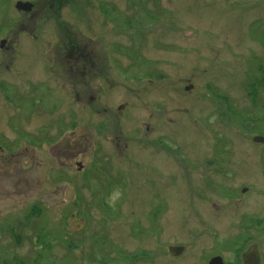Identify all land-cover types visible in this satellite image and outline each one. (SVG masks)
Masks as SVG:
<instances>
[{
	"label": "rangeland",
	"instance_id": "374dc122",
	"mask_svg": "<svg viewBox=\"0 0 264 264\" xmlns=\"http://www.w3.org/2000/svg\"><path fill=\"white\" fill-rule=\"evenodd\" d=\"M17 1L0 0V36L8 42H20V47L25 41H37L36 46L43 48L37 61L47 62L43 60V51L49 56L48 43L56 42L54 32L48 29L50 21L57 29L71 26L57 21V11L51 13L48 2L42 9L53 14L51 20L46 13H16ZM21 1L38 4L37 0ZM65 1L56 2L63 5ZM146 1L97 0V27L102 28L101 22L106 20L120 22L121 26L114 27L118 31L135 30L137 26L143 30L153 19L144 13ZM248 1L243 0L242 7L217 2L220 14L233 12L237 17L234 20L232 14L192 15L189 11H180L174 19L176 0H161L165 15L155 17L153 24L156 30L162 22L165 44L162 40L164 47L154 48V55L136 45L129 51L117 50L111 45L115 42L113 36L105 43L98 37L97 29L86 36L94 42L102 39L103 49L97 47V57H88L96 64L94 71L102 72H97V78L84 87L70 86L71 92H83L85 104L84 111L79 112L80 105L74 100L70 106V121L74 120L83 130L85 141L81 156L72 158L74 154H70L66 187L75 194L70 203L56 204L61 193L52 195L55 185L42 179L28 191L21 189L17 200H6L0 209V264H159L163 240L184 241L186 235L207 233L204 229L209 218L226 217L228 232L234 230L231 225L238 222L239 202L223 197L221 191H237L247 180L244 172L250 170L254 156L264 154V146L255 145L250 139L255 132L250 128L256 125L257 115L246 92L251 74H255L253 58H263V46L245 34L244 22L254 18L255 14H249L257 11L259 3ZM205 3L209 6L211 1ZM73 10L76 14H63L62 19L73 25L71 30H76L74 26L86 20L78 16L80 9L76 4ZM136 15L145 22L144 28L133 18ZM219 19L223 28L234 30L215 31L212 25ZM174 20L181 25L180 29ZM16 25L37 27L33 33L23 28L28 32L20 34ZM58 35L61 36L55 34ZM117 38L121 39L118 42L127 41L124 34ZM85 41L81 40L82 46ZM143 56H153V60L144 63L140 61L147 60ZM158 72L164 73V77H157ZM99 74L104 75L98 78ZM96 91L97 100L91 103L88 96H95ZM159 92L163 93L161 103H155ZM99 104L110 108L101 110ZM118 106L123 108L118 110ZM261 116L264 118V112ZM116 123L119 126L115 132ZM156 131L164 142L159 158L165 170L159 174L157 165L147 163L149 152L145 151L152 147L151 143L156 147ZM114 138L139 149L132 147V156L125 151L119 157L121 165L113 159V163H101L108 155L101 157L98 144H108ZM42 150L45 156L46 149ZM76 161L83 163L81 170ZM114 166L126 173L114 172ZM185 191L193 193L190 196ZM160 194L166 201L164 215ZM39 201L48 207L35 208ZM164 228L165 237L160 239L159 232Z\"/></svg>",
	"mask_w": 264,
	"mask_h": 264
},
{
	"label": "flooded vegetation",
	"instance_id": "af4514ba",
	"mask_svg": "<svg viewBox=\"0 0 264 264\" xmlns=\"http://www.w3.org/2000/svg\"><path fill=\"white\" fill-rule=\"evenodd\" d=\"M56 1L37 0V5L27 1L32 5L29 11L15 8L16 13H39L40 16L46 13L48 15L47 19L51 20L53 14L46 12L47 10L44 8L42 9L47 5L45 3L48 2L52 6L51 13L54 12V9L57 11L55 12L57 13V21H63L64 24L71 26L70 28L59 26V29H57L52 24L54 22L50 21L51 25L48 29L54 32L52 37L54 39L56 37V42L48 43L51 49L49 56H45L43 51V60L47 62L39 64L37 61V56L39 53L41 54V49H43L36 46L37 41H25L24 46L20 47V42H8L0 36V209L6 200H17L19 196L17 193L21 189L28 191L30 187H36L42 179H47L53 183L52 185H55V189L51 190L52 195L61 193L56 204L71 202L70 189L68 186L66 187V184H68L70 154H74L72 158L81 156L83 149H85V141L82 139L83 130L75 125L74 120L70 121L72 116L70 106L71 101L74 100V103L79 104L81 107L80 110L78 106L77 110L79 112L84 111L85 104L82 103L83 92L78 89L71 92L70 86L74 88L84 87L95 76L97 78V72H102L101 69L95 72L94 69H97L96 64L93 63L92 58H88L94 57V55L97 57V47L103 49L102 39L105 43H108L110 37L113 36L115 42H112L111 45L115 46L117 50L127 49L129 51L133 45H136V47H143L148 54L149 51L153 52V55L154 48L164 47L162 40L165 44V32L161 25L162 22L159 25L161 27L158 26L159 28L156 30L153 24L155 17L160 18L165 15L166 9L161 7V0L146 1L145 6L147 9H144V13L148 18H153L151 23H147L146 28H144L145 22L143 19L136 15L133 18L137 19V23L144 29L140 30L137 26L138 28L135 30L127 28L124 31H118L114 28L115 26H121L118 21L102 20L103 27H97V0H73V2L66 0L63 5L61 2L57 3ZM206 1L209 0H203L205 5L201 2L203 6L199 4L200 0H176L177 8L174 10V19L178 17L180 11L181 13L189 11L192 15L204 12L220 14L221 10L217 4L220 0H210L209 6L206 5ZM223 1L227 3V6L241 4L240 7H242L244 5L242 4L244 3L243 0ZM257 1L259 2L257 11L249 14H255L254 18L249 22H244L245 34L247 33L249 38H255L258 44L263 46V58H253L255 74H251L253 78L249 85H252V88L248 85L246 96L251 99L252 105L250 107L254 109L257 115L256 125L250 128L255 130L250 139L255 145L264 146V143L253 141L255 136L264 137V118L261 116V113L264 112V0ZM55 4H58V8L55 7ZM75 4L80 9L78 16L86 20L84 23L74 26L77 31L71 30L73 25L62 19L63 14L66 17H69L71 13L76 14L73 10ZM180 4H182V8L179 9ZM121 11L128 10L123 9ZM230 14L233 18L236 16L233 12L225 14L222 12L220 15ZM128 15H130V12ZM193 20L205 23L200 19ZM207 24L208 26L212 25L208 22ZM175 25L180 29L181 25L178 26L176 22ZM176 26H174L175 29ZM212 26H214L215 31L234 30L223 28L221 19L215 20ZM14 27H17V33L22 34V32H28L23 28L31 29L30 32L33 33L37 26L21 27V25H16ZM208 28L206 27V29ZM93 29L100 32V36H98L102 38L100 41L94 42L90 39V36V38L86 37L94 32ZM11 31L8 30V32ZM53 32H51V35ZM56 33L61 34V36H55ZM119 34H124L127 41L118 42L117 40H121L117 38ZM19 37L17 35V38ZM31 38L29 36L30 40ZM169 38L171 39V37ZM149 39L153 41L147 42ZM81 40L87 42L85 41L82 46ZM105 56H107L106 53ZM143 57L147 59L140 60L144 63L153 60V56L152 58ZM249 64L254 66L251 63ZM102 75L104 74H99L98 78ZM157 77H164V73L158 72ZM94 95L88 96V100L90 97V101H92L91 103L97 100V91ZM162 96L163 93L159 92L155 103H161L160 98ZM99 108L106 111L110 107L104 109L100 106ZM122 108V106L117 107L118 110ZM101 110L97 109V112H101ZM73 115L75 116V114ZM115 126L116 132L119 124L116 123ZM146 128L148 130V126ZM157 133L156 131L155 136L158 137L154 140L156 147L151 143L153 148L150 146L145 148V151L149 152L147 163L157 165L159 174L163 172V169L165 170V166L159 158L161 156L160 152L164 150V142ZM132 147L139 149L131 146L128 142L126 143V141L123 143L120 139L114 138L109 139L108 144L99 143L97 151L103 153L101 157L108 155L103 161L100 160L101 163H113L112 159L120 161L119 157L125 151H128L132 156ZM42 149H46L44 151L45 156L43 153L41 154ZM140 150L144 151L143 148ZM254 157L253 165L250 164V170L244 172V178H247L246 182L240 185L237 191L229 192L225 188L221 191L223 197L235 199L239 202L238 222L231 225L234 230L228 232L229 224H227L226 217H217L215 220L209 218L205 223L207 228L204 229L207 233L186 235L184 241L182 238H172L170 241L167 240L168 242L163 240L157 259L159 264H264V154L259 152ZM76 163H80L81 168L83 167L81 161H76ZM107 164L104 163L105 168H109ZM119 165H121V161ZM137 165L140 164L137 163ZM119 170L124 171L121 167L115 168L114 166V172ZM185 193L191 196L193 192L185 191ZM159 199V204L164 205L162 208V215H164L166 201L162 194H160ZM189 201L192 202L191 198ZM37 203L38 206L35 205V208L48 207L47 204H41V201ZM223 212H225L224 207ZM225 215H227L226 212ZM158 236L160 239L165 237V228L161 230V233L159 232ZM146 256H148V253ZM126 258L135 259L134 256L129 255H126Z\"/></svg>",
	"mask_w": 264,
	"mask_h": 264
},
{
	"label": "water",
	"instance_id": "95a60500",
	"mask_svg": "<svg viewBox=\"0 0 264 264\" xmlns=\"http://www.w3.org/2000/svg\"><path fill=\"white\" fill-rule=\"evenodd\" d=\"M31 3L29 2H21V1H18L16 3V8L19 9V10H25V11H29L31 9ZM253 141L254 142H258V143H264V137L262 136H255L253 137ZM78 166V169L80 170L81 169V164L78 163L77 164ZM73 195V192L70 190L69 191V197L71 198ZM213 261H216V260H213Z\"/></svg>",
	"mask_w": 264,
	"mask_h": 264
}]
</instances>
